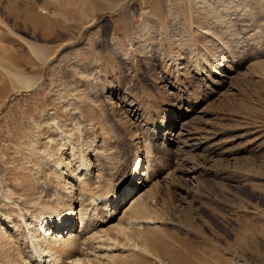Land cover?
I'll return each mask as SVG.
<instances>
[{"label": "rangeland", "instance_id": "rangeland-1", "mask_svg": "<svg viewBox=\"0 0 264 264\" xmlns=\"http://www.w3.org/2000/svg\"><path fill=\"white\" fill-rule=\"evenodd\" d=\"M80 205L58 264H264V0H0V264Z\"/></svg>", "mask_w": 264, "mask_h": 264}, {"label": "bare ground", "instance_id": "bare-ground-1", "mask_svg": "<svg viewBox=\"0 0 264 264\" xmlns=\"http://www.w3.org/2000/svg\"><path fill=\"white\" fill-rule=\"evenodd\" d=\"M123 6V5H122ZM31 12V11H30ZM19 13V12H18ZM22 13H25V12H22ZM20 15V14H19ZM31 15V14H30ZM25 16H26V14H25ZM24 16V17H25ZM32 16V15H31ZM31 16H29L28 18H31ZM32 19V18H31ZM26 20V19H25ZM31 21V20H30ZM29 21V22H30ZM37 21V20H36ZM40 22H42V21H40ZM39 22V23H40ZM36 24H37V22H36ZM35 24V25H36ZM41 25V24H40ZM38 27H39V24H38ZM89 168H87L86 169V173H89L90 172V170H88ZM145 170V169H144ZM84 171V170H83ZM145 172H148V170H147V168H146V170H145ZM138 174H140L139 172H138V166L136 167V169H135V172H134V175H133V178H135V179H137V180H139L138 182H137V180H136V182H137V184H135V187H139V186H141V185H139L140 183V175H138ZM86 175V174H85ZM145 175V174H144ZM143 175V176H144ZM139 176V177H138ZM142 178V177H141ZM89 180V179H88ZM101 180V179H100ZM146 181V180H145ZM89 182V184H91V183H93L92 181H91V179L88 181ZM134 182V181H133ZM146 183V182H145ZM87 184V183H86ZM92 185V184H91ZM132 187V186H131ZM126 189V188H125ZM123 191V190H122ZM127 192H129L128 194H127V196H123L122 195V192L120 193H116L115 194V197L114 198H112V203L114 202V212H112L111 213V210H109V212H110V217L111 216H113L114 214H115V210H116V208L118 207V206H121L122 205V203L124 202V199H126V198H128L129 196H130V194L134 191L133 189L131 190L130 189V187L129 188H127V190H126ZM133 195H135V194H133ZM111 197V196H110ZM130 199V198H129ZM133 200V199H132ZM131 199L129 200V201H132ZM110 201V200H109ZM134 201V200H133ZM131 203V202H130ZM130 203H129V205H130ZM126 207V206H125ZM126 208H129V207H126ZM95 210V209H94ZM59 215H58V217L56 216L55 218H59V219H56L55 221H52L53 222V224H55L54 225V228H56V226H57V232L56 231H54L53 229V227H52V229H46V230H44V228H43V225L42 224H39L38 223V228H37V230L35 229V231H36V233L35 234H37V237H36V239H38L40 242L38 243L37 241H35V244H34V246L32 247L33 249H32V253H31V256H28V257H31V259H33L34 260V262L35 263H37V264H41L42 262H43V264H46V262L48 261V260H43L44 259V256L45 257H47V258H49V259H51V261H49V262H52L53 264H58V262H60L57 258V255L58 254H56V256H55V252H60L59 251V249H62L63 250V252H65L66 251V249L68 250V249H71L72 248V250L74 249L75 250V246H78V241H79V237L80 238H82L81 236H83L84 235V233L86 232L85 231V225H84V221H86V213H84L83 212V206H81L80 205V207L78 208V210H77V212H75V213H72V211H69V214H67V215H65V216H63L62 214H61V212H59L58 213ZM76 214H77V217H78V219H79V226H80V229H78L79 231H78V233L76 234H74L73 232H72V228H75L74 227V216H76ZM92 214V213H91ZM120 214V213H119ZM56 215V214H55ZM52 216V215H51ZM90 216V215H89ZM54 217V216H53ZM90 217H93V214L90 216ZM89 217V218H90ZM45 218V217H44ZM42 219V223H47V220H46V218L45 219ZM48 218V217H47ZM50 218V217H49ZM48 218V219H49ZM111 219V218H110ZM54 220V219H53ZM59 222V223H58ZM4 223H6V222H4ZM58 223V224H57ZM8 224V223H7ZM6 224V225H7ZM36 224V223H35ZM52 224V225H53ZM7 227H10V226H8L7 225ZM34 228H35V226H34ZM8 229V228H7ZM10 230H12V229H10ZM53 230V231H52ZM63 230H68V232L65 234V237L64 238H62L61 236L62 235H64L63 234ZM76 231V230H75ZM32 240V239H31ZM7 241V240H6ZM32 242V241H31ZM57 244H58V247L60 246L61 248H59L58 249V251H56L57 249H56V247L55 246H57ZM80 244V243H79ZM41 247H43L44 248V250L45 251H43V250H40L41 249ZM56 249L55 251L53 250V249ZM53 250V251H52ZM62 250H61V253H62ZM74 250H73V252H74ZM66 253V252H65ZM64 253V254H65ZM46 254H48V255H46ZM60 254V253H59ZM61 259V258H60ZM189 264V263H188Z\"/></svg>", "mask_w": 264, "mask_h": 264}]
</instances>
